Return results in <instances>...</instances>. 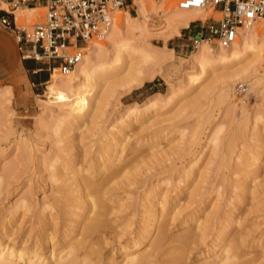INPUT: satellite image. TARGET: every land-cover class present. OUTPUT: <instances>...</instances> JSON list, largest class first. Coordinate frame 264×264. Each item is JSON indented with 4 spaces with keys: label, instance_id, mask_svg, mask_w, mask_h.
I'll use <instances>...</instances> for the list:
<instances>
[{
    "label": "rangeland",
    "instance_id": "rangeland-1",
    "mask_svg": "<svg viewBox=\"0 0 264 264\" xmlns=\"http://www.w3.org/2000/svg\"><path fill=\"white\" fill-rule=\"evenodd\" d=\"M129 3L126 12L132 17L141 18L140 22L145 20L143 24H140L141 28L133 33V44L146 49L149 53L151 52L150 54L155 58H146L141 53H134L133 56L129 57L124 54L117 56L116 51L110 49L102 54L100 56L101 61L110 62L107 69L105 68L104 72L101 71L103 74L99 75L97 85L93 88L91 101L94 105L96 102L98 104L93 106L94 108H90L79 129L75 128L76 125L73 126L61 120L62 111L58 107L62 102L57 98V94H54L53 102L46 104L48 100L46 95L47 80L42 84H39V81L46 77L50 79V74L58 71L43 70L37 73L32 71L25 65V60L21 59L13 34L0 26V60L3 62L0 63L2 64V71L0 72V232H5L6 236V231L18 225L15 235L18 240L21 237L31 235L30 240H37L42 244V252L45 257H52L50 252L54 245H56L57 251L60 250L66 241L64 231L72 228L76 221L81 226L75 227L73 235L79 238L83 230L80 231V228L86 220L83 221L82 217L79 218L71 213H83L79 210L82 199L77 200L76 192L67 193L68 195L70 193L69 196L73 198L72 200H68L67 197L64 198L67 196L64 191L67 192L72 187L70 185L72 181H64L63 178L55 180L53 173L56 172V169L53 165H60L64 159H75L80 162L78 167L90 164L92 169L98 172V158L96 156L100 154L103 157L109 155L115 149L113 144L116 143L117 149L125 148L122 153L125 160L132 161L131 164L135 163L134 166L130 167L135 178L130 179V185H123L129 187L124 189L121 184L122 188L120 187V189L122 190L114 189V191L118 190L114 193L111 189L109 191H111V195L114 194L113 197L118 195L125 197V200L121 202H126L131 206V209L137 211L140 208L137 212L139 216H132L131 213L134 210L128 208V205V207L126 206L128 210L122 211L123 214L117 212L116 214L121 215L114 214L115 218L113 214L111 216L109 214L107 216L108 223L110 222L108 228L103 227L107 230L100 232L104 230L100 229L98 233L92 236L96 239L97 236L99 238L103 237L102 234L105 235L102 238L104 241L100 242H103L102 252L104 254L102 253L101 258L104 259H99L100 257L98 258L96 256L98 254H96L91 256L92 260L96 257L95 261L97 260L98 263L100 261V264H106L111 257H114L116 261L120 260L122 258L120 244L131 236L129 234L119 236L116 231V228L118 230L123 229L121 221L124 219V214L129 216L128 218L131 216L135 219L138 218L139 222L145 214L149 198L173 191L177 179L179 180V177L198 161L194 165L196 171L201 172L206 163L209 165H207L209 169L203 170L204 172L208 169L206 174L210 175V178L207 179L209 182L201 183L204 187L202 190L210 187L209 189L215 188L218 191L212 189L211 192L209 190L211 196L208 192V196L202 198L204 202L198 200L199 203H196L195 206L199 204L197 208L200 209L196 216L198 214L207 215L212 208L210 203L216 199L217 193L220 192L224 195L223 198L225 196L230 197L233 194L232 190L240 184L242 177L248 176L247 191L235 198L237 209L233 216L238 218L240 215L239 226L244 232L248 231L249 235L247 241L238 249V257L231 259L230 264H264V192L262 191V189L264 190L263 33H255V39L258 43L256 52L254 51L243 60L226 68L218 66L215 72L210 71L203 74L204 77L203 75L198 76L200 81L197 79L199 82L196 80V84H194L195 82L189 84L191 82L188 77L189 74L199 73L193 56L195 52L187 54L181 46L185 40V31L182 28L180 32L174 34L167 31V11L173 7H178L177 0H143L145 16L140 15V5L137 4V1L129 0ZM42 10L34 11L31 14L27 10H18L17 16L23 24H32L39 20L38 12ZM124 12L118 13L117 21L126 14ZM258 25H264V21ZM99 42L109 43L107 38ZM115 60L118 61L115 62ZM38 67H42V64H35L33 68ZM241 83H247L249 86L246 94L239 92ZM167 99H169L168 102ZM135 107L140 111L129 116L128 112ZM134 116L137 120L131 125L128 124L129 119ZM117 132H124L119 140L114 138ZM69 140H72V146L69 145L71 148L63 149L69 144ZM217 142L220 143L219 152L214 149ZM213 150L217 152H213ZM199 154L201 155L199 156ZM252 156H254L256 164L250 158ZM196 157L197 159L200 157V160H197ZM58 158L56 163L55 160ZM136 163H140L139 166ZM239 166L240 169H238ZM69 170L72 171L67 167L62 170L67 172V174L64 173L65 176L69 175ZM109 183L108 181L105 185ZM192 183L193 179L187 183L186 190L182 195L192 191L196 182ZM67 184H69L68 187ZM111 185H113L112 182ZM152 187L153 189H151ZM252 188L258 189V192L260 189V192L263 193L257 192V194L252 195L250 192ZM123 189H128V191ZM148 192L150 196H148ZM173 192L172 194H174ZM225 198L222 202L227 199ZM23 199H26L25 202L29 205V210L21 221V208L18 206ZM110 202L114 203V201ZM54 203L59 206L55 205L54 207ZM171 203L172 201L168 203L170 208L172 207ZM46 205H50V207L53 205L54 209H46L44 207ZM65 205L69 206L66 207ZM134 205H136L135 208ZM56 206L62 208L61 213L60 208L58 209L59 212L56 210ZM188 208L190 209L188 210ZM179 211L176 214V210L169 209L165 216V219L169 220L167 228L168 225L170 227V229L168 228L169 235L163 242V245L166 244L167 253L170 252L163 255L165 261H169L166 255L171 257L176 252L175 247L178 246L176 240L180 237L179 235L185 233L187 228L189 230L194 228L195 230L197 225L195 219H190L189 224H185L186 222L183 221V215L191 214L194 211L193 207H186V209ZM51 212L60 221H63L60 222L62 229L59 228L58 234L56 231L58 226L53 225L54 222L50 219ZM57 213L61 216H58ZM137 213L135 212L136 215H138ZM41 216L42 219H40ZM138 222L135 223L134 227L139 224ZM113 225L114 227L116 225V230H114ZM232 226L234 231L240 228L234 222ZM53 227L57 229L50 231L55 232L57 236L53 238L55 240L52 239V242L49 239L50 234L52 235L49 229H53ZM182 230L183 232L180 233ZM108 231H113L116 235L113 233L111 235ZM30 232L31 234H29ZM155 232L152 231L150 240H145L147 243H152L153 237L156 236ZM107 233L111 236H107ZM175 234L176 237L179 236L178 238L175 237L176 240L174 237L171 238ZM37 235H39L38 239ZM113 235L114 237H112ZM117 236L119 239L122 237L123 241L119 240L120 242L116 244L115 241L118 239L114 240V238ZM106 237L110 239H106ZM215 238V236L209 235L201 242H196L194 245L198 244V246L192 248L195 251H192L193 253L184 261L185 264H201L215 255L217 250L227 243L221 241L213 247L210 244ZM110 240H113L116 246ZM168 240H171L170 244H168ZM105 241H108L109 244ZM146 242L143 245H146ZM101 246V244L98 245V247ZM164 257L160 259L163 260ZM97 262L94 264H98Z\"/></svg>",
    "mask_w": 264,
    "mask_h": 264
},
{
    "label": "bare ground",
    "instance_id": "bare-ground-1",
    "mask_svg": "<svg viewBox=\"0 0 264 264\" xmlns=\"http://www.w3.org/2000/svg\"><path fill=\"white\" fill-rule=\"evenodd\" d=\"M135 1H137V4L140 5V10H139L141 13L140 15L145 16V6L143 3V0H135ZM27 8H31L32 10L27 9ZM18 10L19 11L20 10L21 11L27 10L28 12H30L29 14H31L34 11L40 10V8L28 7V6L20 7L16 10V12H15L16 14H17ZM120 11L126 12L128 10H124V9L118 10V12L115 15V20H114V23H113L110 31L107 33V35L103 39L92 41L85 47V49L87 48V51L85 52V49H84V56H83L82 61L77 64V66L75 67V69L71 73H69L67 75H62L60 73H53L51 75V78L46 82V84H47L46 85V89H47L46 95L48 98V100L46 101V104L53 102L52 98H53L54 94H57V98H59L62 102L58 107L59 110L62 111L61 120H64L65 122H67L70 125H73V126L76 125L75 128H77V129H79L80 124L85 121V117L88 115L90 108H92L93 106L98 104V102H96L94 105L93 101H91L93 88H94V86L97 85L99 75L102 73L101 71H103L105 68L107 69V65L110 62V61L107 62L106 60L102 62L101 57H100L102 54L106 53L110 49V50L116 51L115 53L117 54V56L124 54L125 56L129 57V56H133L132 54H134V53L135 54L141 53V54L145 55L146 58H151V59L155 58L152 54H150L151 52L149 53L146 51V49H144L140 46H136L135 44H133V41H132L133 35H134L133 33L138 28H141L140 24H143V22L145 20L140 22L141 18L132 17L127 12H126V14L124 12L125 15L124 16L122 15L123 17H120L117 21V15ZM167 12H168L167 13L168 14L167 31L169 33H172V34L180 32V29L187 26L191 20L203 17V15H204V10L181 9L179 7H173ZM138 24L140 26H137ZM256 32H261L264 35V25H258V26L255 25L253 28L245 30L242 38H240L236 42H234L229 48L211 49V47L208 46L207 44L202 45L197 51H195V54L193 55L194 60L197 64L199 73L195 74V75H194V73H193V75L189 74L188 77L190 78L189 80L191 81L189 84H191V83L195 82L197 79H199L200 77H198V76H200V75L206 74L210 71L215 72L216 67H218V66H220L221 68H226V67L231 66L232 64H234L236 62L243 60L249 54L254 53L255 49L258 48V47H256V46H258L257 45L258 43L256 42V39H255V35H256L255 33ZM106 38L109 42L108 44L99 42V41H102ZM261 50H262V48H261ZM261 50H260V52H261ZM118 60H120V58H118ZM118 60H115V62H117ZM112 61H114V60H112ZM109 66H111V65H109ZM203 77H204V75H203ZM199 81H200V79H199ZM196 82L194 84H196ZM171 98H172V96H171ZM168 100L169 99H167V102H168ZM138 111H140V110H138V108L135 107V108H133V110H130L128 112L129 113L128 115L129 116L131 114L133 115V114L137 113ZM134 117L129 119L128 124L131 125L135 120H137L136 117L135 118ZM122 135H124V132H119V133L117 132V135L114 138H117V140H119ZM219 144H218V142L215 144L216 146L214 149H216L217 151H218V147L220 148ZM69 145L72 146V140H69V144H67L66 148H63V149L71 148V147H69ZM113 146L115 147V149H113V151L109 155H107L105 157H103L102 154L96 156L98 158V162H97L98 163V168H97L98 172H96L97 170L92 169V166L90 164L85 165L83 167H78L80 162L78 160H75V159H64L61 161L60 165H57V164L53 165V167H55V169H56V172L53 173V177L55 178V180H61L63 178L62 180H64V181H66V180L72 181L70 184L72 187L70 186L71 188H69L67 190V192L64 190L63 191L66 194L68 192H70V193L76 192L77 193V195H76L77 200L82 199V201L80 202L81 206H80L79 210H81V212H83V213L82 214H76V212L71 213V214H75L79 218L82 217L83 221L86 220L85 223H83L84 226L82 225V228H80V231H81V229H83L79 235L80 239L77 236L73 235V231H74L75 227L81 226V224H77L79 222H77L75 220L76 224L72 223L74 226L72 228L64 231V237L66 238V241L62 244V246L60 247V250L57 251L56 245H54V246H52L51 252H50L52 254V257L51 256L45 257L43 252H42V244L37 240L36 241L30 240V238H32L31 235H29L27 237H23V238L21 237L18 240V237L15 236L17 233L16 228H18V225L16 224L17 225L16 227H13V228L9 229L8 231H6V236H5V232H3V233L0 232V264H94L95 262H97V260L95 261L96 257L92 260L91 256L96 255V254H98V255H96V256H98V258L100 257L99 259H104V258H101L102 253H103L102 252L103 242L102 243H100V242L104 241V239H102V238L105 237V235L102 234L103 237H99L100 240H99V238H97L98 236L96 237V239H94L92 236L94 234L98 233L100 229H104L100 232L107 230L106 228H103V227L104 226L107 227L110 223V222L108 223V219H107V216L109 214H110V216L112 214L113 215L116 214L117 212H120L123 214L122 211H124V210L127 211L128 208L131 209V206H129L126 202H124V203L121 202V201L125 200V197L119 196V195L116 197H113V195H114L113 193L115 191H118V190L114 191V189H120V187L123 186L124 184L130 185L131 184L130 179L135 178V175H132V172L130 170V167L135 163L131 164L132 161L125 160V157L122 155L125 148L122 150L117 149L116 143L113 144ZM214 151L215 150H213V152ZM217 151H215V152H217ZM200 155L201 154H199V156ZM153 158H155V157H153ZM239 158H242V157L239 156ZM250 158L252 160H254V156H252ZM196 159H197V157H196ZM198 159L200 160V157H198ZM217 159H219V158H217ZM58 160H59V158L56 159L55 162L57 163ZM141 160H143V159H141ZM143 161L146 162L147 160H143ZM89 162H90V160H89ZM138 162L143 163L142 161H138ZM210 162L212 163V160ZM210 162H208V163L211 164ZM253 162H255V160ZM140 163H138V164L136 163V164L139 166ZM197 163H198V161H197ZM197 163H195V164H197ZM255 164H256V162H255ZM194 165H191L189 170L185 171L184 174L181 177H179V180L177 179L176 187L173 190L174 192L170 191V192H167L168 194L165 193V194H160L157 196L155 195V196L149 198V200L147 202L148 205L146 206L147 209L145 211V214H143V216L139 222H138V218L135 219L132 216H134V215L136 217L139 216V214L137 212H138V210H140V208L137 211H136V209L135 210L131 209V210H134L133 211L134 214L131 213L132 216L130 214V216H131L130 218H128L129 216L127 217L124 214V219H122V221H121V225L123 226L122 227L123 229L120 228L121 230H118V228H116L117 229L116 230L115 229L116 225H115V227L113 225L114 230H116L118 232L119 236H123L124 234H126V236H127V234H129L131 236L130 237L128 236L129 239L126 240L124 243L120 244L119 248H120V250H122V258L120 260L116 261V260H114V257H111L110 261L107 260L106 264H178V263L179 264H185L184 261H186L188 259V257L190 256V254H192L195 251V250L193 251L192 248L194 246L195 247L198 246V244L197 245H194V244L196 242L197 243L201 242L203 239L207 238L209 235H213L216 237L215 239L212 240V242L210 244L213 247H215L221 241H225L227 243L225 244V246L218 249L217 253L215 255L211 256V258H209V259H206L201 264H217V263L230 264L231 259H235L236 257H238V249L241 247V245L243 243H245L247 241V237L249 235V232L248 231L244 232L242 230V228L239 226L240 225V223H239L240 215L238 216V218H236L235 216H233V214L235 215V211L237 209V206L235 204V202H236L235 198L237 196H240V194L245 193L247 191V185H248V181H249L248 176L242 177L240 184L238 186H236L235 189L232 190L233 194L230 195V197H228V198L225 196L227 199L224 197L226 199L225 201L222 202V200L224 199L223 198L224 195H222L220 192L217 193L218 196L216 195V197H215L216 199H214L215 201L212 199L213 203H212V201L210 203V204H212V208H211V211L207 215L201 216L200 214H198L196 216V213L200 208H197V206L199 204L197 206H195V204L199 203L198 200L199 201L202 200L203 197L204 198H205V196L207 197L213 188L209 189L210 187H207L204 190H202L204 188L202 184L207 182L208 181L207 179L210 176V175L206 174V172L209 169L208 168L209 165L206 163V166L207 165L208 166L207 167L205 166L201 172H199L198 170L197 171L194 170ZM252 165H254V164H252ZM138 166L135 165V167H138ZM66 167L72 169V171L69 170V172H70L68 175L69 177L64 175V173L67 174V172L62 171ZM132 168L134 169V167H132ZM205 168H208V169H206V171L203 172V170H205ZM137 169H135V172H137L136 171ZM238 169H240V166ZM190 170H192V171H190ZM235 173H238V171H235ZM64 178H66V179H64ZM100 179H102V180L100 181ZM104 179H105V181L103 182ZM192 179H193L192 184H194L196 182L194 188L192 189V191L190 193H186V194L182 195L186 190L185 187L187 186V183H189V181ZM108 181L110 182L109 183L110 185L109 184L105 185L106 182H108ZM111 182L113 183V185H111ZM132 184H133V182H132ZM126 185L123 186L124 189L126 187H129ZM66 186L68 187L69 184H67ZM110 189H111V191H113L112 195H111V191H109ZM151 189H153V187ZM120 190H122V189H120ZM120 190H119V192H120ZM126 190L128 191V189H126ZM126 190H124V191H126ZM216 191H218V190H216ZM262 191L264 192L263 189H262ZM109 192H110V195H109ZM149 192H148V196H150ZM172 192L174 194H172ZM250 192L252 193V195L257 194L258 189L252 188V190ZM263 192H260V189H259L258 193L261 194ZM70 193H69V195H70ZM122 193H124V192L122 191ZM117 194H118V192H117ZM69 195L67 194V196H65L64 198L67 197L68 200H72L73 198L70 197ZM146 195L147 194L145 193V196ZM198 196H199V198H198ZM210 196H211V193H210ZM60 197L63 198L62 196H60ZM25 200L26 199H23L20 206H18L21 208V212H20L21 221L24 219L25 215H27V211L29 210V205L25 202ZM176 200H179V201L177 202ZM56 201H58V200L56 199ZM110 201H114V203L112 204ZM170 201H172V203H171L172 207L171 208H170V204H168ZM59 202H58V204H59ZM201 202H204V200H202ZM53 205L55 207V205H57V204L54 203ZM130 205H132V204H130ZM52 206L50 207V205H46L44 207L46 209L51 208V210H52V209H54ZM57 206H59V205H57ZM57 206H56L57 209L56 208L55 209L58 211V209L60 207L58 208ZM65 206L68 207L69 205L68 206L65 205ZM135 207H136V205H134V208ZM186 207H193L194 211L191 212V214L187 213V214L183 215V217H184L183 221L186 222L185 224H189L190 219L191 220L195 219L197 225L195 226V230H194V228L192 230V228L190 226L189 227L191 228L192 231L189 230V228H187V229L185 228L186 229L185 233H182L183 232V230H182L180 232L182 234L179 233L180 237L178 235L176 237V234L174 236L172 235V237L170 236L171 238H173V237L178 238L179 237L177 240L175 238L176 242L178 241L179 243L178 242H177L178 244L176 243V245H178V246L175 247L176 252L174 253V255H172L171 257L166 255V257L169 261H165L164 260L165 257L163 255H165V253L166 254L170 253V252L167 253L168 250H167V247H165L166 244L163 245L165 238L167 237V235H169L168 232L170 229L169 225H168L169 229L167 228V224H169V220L165 219V216L169 212V209H172V211L176 210V214H178L180 212L179 210L182 211V210L186 209ZM74 208L76 209V207H74ZM61 209L62 208H60V210H59L60 213H61ZM130 209H129V211H130ZM189 209L190 208H188V210ZM42 212H44V211H42ZM135 212L138 215H136ZM13 213H14V211H13ZM58 214L59 213H57V215ZM50 215L52 216V217L50 216V219H52V221L54 222V223L52 222L53 225L58 226V230H56L57 234H58L59 228L62 227V226L60 227V222L62 220L60 221L59 218L57 216H55L52 212L50 213ZM116 215H121V214H116ZM58 216H61V215H58ZM69 217H71V216H69ZM5 218H6V216H5ZM114 218H115V215H114ZM40 219H42V216L40 217ZM136 222H138L139 224L137 223L138 225L136 227H134ZM233 222L235 224H238V226L240 227L239 230L234 231L233 226H232ZM43 224H44V222H43ZM68 225H69V223H68ZM113 228H111V229L113 230ZM135 228H136V230H135ZM14 229H15V232H14ZM54 229H57V228L53 227V229H49V231L54 230ZM113 231H110V232L108 231V233L111 234V233H113ZM152 231H156L157 233L155 232L156 236L153 237L154 240H152V243L148 242L149 243L148 244L145 240H150L149 238H151L150 236L152 234ZM50 232L52 233V235L49 233L50 234L49 239L52 240L57 235H55V232L54 233L52 231H50ZM104 233H106V232H104ZM108 233H107V236L112 235V234L110 235ZM29 234H31V232ZM113 234L116 235L115 233H113ZM39 235L36 236L37 239H38ZM114 235L112 237H114ZM119 236H117L118 238L117 237L114 238V240L118 239V241H115L116 244H117V242H120L122 240V237H120L121 239H119ZM106 239H110V238L106 237ZM53 240H55V239H53ZM53 240H52V242H53ZM171 240L170 241L168 240L169 243L168 242H165V243L170 244ZM110 241H111V243L114 242L113 240H110ZM105 242H108V241H105ZM115 242H114V244H115ZM145 242H146V245H143V244H145ZM173 242H175V241H173ZM57 243H58V241H57ZM100 244L102 246L98 247V245H100ZM104 244H107V243H104ZM108 244H109V242H108ZM116 244H115V246H116ZM173 248H170V249H173ZM233 250H235V251L233 252ZM207 251H209V250H207ZM161 257H164L163 260L160 259ZM103 262H104V260H103ZM182 262H184V263H182ZM98 264H100V261Z\"/></svg>",
    "mask_w": 264,
    "mask_h": 264
},
{
    "label": "built area",
    "instance_id": "built-area-1",
    "mask_svg": "<svg viewBox=\"0 0 264 264\" xmlns=\"http://www.w3.org/2000/svg\"><path fill=\"white\" fill-rule=\"evenodd\" d=\"M177 5L204 10L203 17L182 28L187 54L204 44L229 48L245 30L264 21V0H177ZM25 6L43 9L39 20L23 24L15 12ZM128 7L126 0H0V26L13 34L23 60L42 64L35 73L67 75L82 61L85 47L107 35L118 10ZM248 90L247 83L240 84L241 94Z\"/></svg>",
    "mask_w": 264,
    "mask_h": 264
},
{
    "label": "crops",
    "instance_id": "crops-1",
    "mask_svg": "<svg viewBox=\"0 0 264 264\" xmlns=\"http://www.w3.org/2000/svg\"><path fill=\"white\" fill-rule=\"evenodd\" d=\"M126 2H127L128 5H130L129 0H126ZM15 42H16V41H15ZM16 47H17V44H16ZM17 49H18V48H17ZM18 52H19V51H18ZM19 55H20V57H21L20 52H19ZM21 59H22V57H21ZM22 60H23V59H22ZM0 63H3V62L0 60ZM35 64H38V62H36V61H34V60H25V65L28 66L29 68H31L32 71H34V70L37 69V68H36V69L33 68ZM1 68H2V64H0V72L2 71ZM38 68H39V67H38ZM53 73H59V72H53ZM53 73H52V74H53ZM52 74H51V75H52ZM40 78H41V77H40ZM40 78H39V79H40ZM50 78H51V76H50ZM48 80H49V79H48ZM48 80H47V81H48ZM44 81H45V80H41V81H39V84H42ZM47 81H46V82H47Z\"/></svg>",
    "mask_w": 264,
    "mask_h": 264
},
{
    "label": "trees",
    "instance_id": "trees-1",
    "mask_svg": "<svg viewBox=\"0 0 264 264\" xmlns=\"http://www.w3.org/2000/svg\"><path fill=\"white\" fill-rule=\"evenodd\" d=\"M49 78L48 77H46L44 80L46 81V80H48Z\"/></svg>",
    "mask_w": 264,
    "mask_h": 264
}]
</instances>
